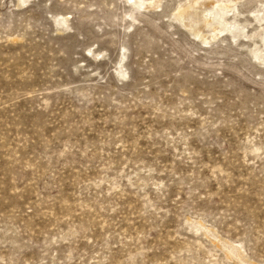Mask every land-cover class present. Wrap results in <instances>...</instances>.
Instances as JSON below:
<instances>
[{
  "label": "rangeland",
  "instance_id": "374dc122",
  "mask_svg": "<svg viewBox=\"0 0 264 264\" xmlns=\"http://www.w3.org/2000/svg\"><path fill=\"white\" fill-rule=\"evenodd\" d=\"M0 264H264V0H0Z\"/></svg>",
  "mask_w": 264,
  "mask_h": 264
},
{
  "label": "bare ground",
  "instance_id": "6f19581e",
  "mask_svg": "<svg viewBox=\"0 0 264 264\" xmlns=\"http://www.w3.org/2000/svg\"><path fill=\"white\" fill-rule=\"evenodd\" d=\"M183 15H184V13H183Z\"/></svg>",
  "mask_w": 264,
  "mask_h": 264
}]
</instances>
